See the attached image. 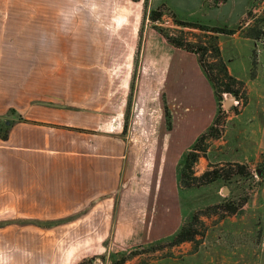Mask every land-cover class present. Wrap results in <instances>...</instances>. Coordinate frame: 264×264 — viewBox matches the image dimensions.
<instances>
[{
    "label": "crops",
    "instance_id": "1",
    "mask_svg": "<svg viewBox=\"0 0 264 264\" xmlns=\"http://www.w3.org/2000/svg\"><path fill=\"white\" fill-rule=\"evenodd\" d=\"M168 4L175 9L174 0ZM263 5L258 0H219L214 6L226 18L220 27L236 30L219 35L218 41L230 74L245 83L248 103L238 114L228 111L222 137L209 140L208 150L199 157L204 169L222 162H247L255 151L259 157L264 150V24L259 35L244 32L263 13ZM225 7L230 9L224 12ZM126 17L134 20L133 14ZM161 38L179 57L198 59ZM37 64L24 67L23 80H17L14 56L10 60L0 54V115L14 108L23 116L13 119L8 138L0 139V213L69 217L58 227L69 226L72 244L109 243L127 251L171 240L188 218L184 196L202 189L182 187L180 169L218 115V104L217 113L208 108L215 94L201 65L200 69L193 61L192 72L202 90L185 96L182 110V98L169 88L163 94L160 81L152 77L140 76L130 102L134 77L130 88L128 82L123 84L130 94L119 97L110 94L105 83L98 84L97 71L75 72L65 79L56 71L63 66L61 61ZM151 73L156 77L159 70ZM75 80L88 86L74 84ZM214 240L217 245L224 241ZM215 260L227 264L232 257L220 248Z\"/></svg>",
    "mask_w": 264,
    "mask_h": 264
},
{
    "label": "rangeland",
    "instance_id": "2",
    "mask_svg": "<svg viewBox=\"0 0 264 264\" xmlns=\"http://www.w3.org/2000/svg\"><path fill=\"white\" fill-rule=\"evenodd\" d=\"M218 1L207 0L202 5V0H174V9L168 0H0V54L10 60L14 56L17 80H23L24 67H38V61H61L63 66L56 71H62L65 79H70L75 72L97 71L100 73L98 84L105 83L110 94L119 97L127 92L130 94L123 84L128 82L130 88L133 77L132 98L140 76L152 77L160 81L163 94L169 88L171 94L182 98L184 110L185 96L202 90L192 72L193 61L200 67L199 61L195 56L179 57L162 43L159 33L149 30L159 26L190 42L211 44V39L200 30L178 27L173 18L220 27L226 23V18L214 9ZM263 1L258 0L261 5ZM228 9L225 7L224 12ZM155 10L163 15L158 22L150 20L151 12ZM129 14L134 16L132 22L126 19ZM236 15L237 12L233 14ZM262 23L264 10L251 29L244 30L245 34L259 35ZM124 26V32H120ZM208 62L212 63L213 59ZM100 63L103 65H98ZM149 68L155 72L159 70L156 77ZM144 71L147 75H143ZM187 72L190 74L185 77ZM84 83V80L74 82L87 87ZM231 97L235 96L224 95L223 110L227 117L229 110L238 114L248 103L247 96L245 105L236 99L226 106V100ZM213 98L207 105L217 113L215 95ZM130 115L131 103L125 115L126 129ZM0 117L5 127L10 126L13 119H23L14 108ZM198 117V112L192 114L193 122ZM226 123L225 119L223 133ZM208 147L207 143V150ZM237 163L222 162L207 169L199 165V160L195 164L196 176L217 167L221 174L230 177L184 196L183 206L188 212L184 223L195 214L199 217L196 223L198 236L192 243L174 246L171 240H166L127 251L109 243L103 246L72 244L69 226L58 227L70 221L69 217L38 219L17 212L0 213V264H78L93 256H96L93 264H116L131 252L132 258L124 264H217L216 253L220 248L223 254L232 257L227 264H264V150L259 157L255 151L247 162L239 163L248 167L247 176L230 173L238 169ZM226 204L236 208V213L226 212ZM74 232L77 233L76 229ZM215 238H223V244H215Z\"/></svg>",
    "mask_w": 264,
    "mask_h": 264
},
{
    "label": "trees",
    "instance_id": "3",
    "mask_svg": "<svg viewBox=\"0 0 264 264\" xmlns=\"http://www.w3.org/2000/svg\"><path fill=\"white\" fill-rule=\"evenodd\" d=\"M162 17L163 15L161 14V12L155 10L151 12L150 20L152 22H158ZM173 19L178 27L200 30L202 33L207 35L208 39H211L212 41L209 42L211 44L193 43L187 40L184 36H177L169 33L168 29L161 28L159 26L153 27V29L158 31L172 46L198 56L199 63L214 89V94L218 104V115L212 126L197 140L191 152L186 155L184 164L180 169V184L182 185V187H203L215 183L219 179L227 180L229 179L228 177H230V175L226 176L221 174L220 170L217 167H212L211 170L204 172L201 176H196L194 167L198 162L201 154L206 152L208 141L211 139H218L223 134L224 123L225 119L227 118V116L225 115L226 112L223 110L224 95H233L238 101L242 100L245 105L247 102V90L243 81L238 80L230 74L227 63L222 58V53L218 41L219 35H233L236 32L235 29H229L227 27L208 26L199 22L184 21L176 17H174ZM210 58L213 59L212 63L208 62V59ZM215 71H217V74L215 73ZM133 84L132 92L130 94V102L133 93ZM234 110L237 111V109ZM20 120L23 119L21 118ZM3 128H5V130H3ZM9 129L10 126L5 127L3 125V120L0 117V139L6 140L8 138ZM235 165L238 169L235 172H230L232 175H249L248 167L246 165L239 163ZM224 208L226 212H229L231 214H234L237 211L236 208H233L230 204H226ZM198 220L199 217L197 214H195L189 222L184 223L181 230L171 238L172 245L178 246L185 242H194L196 237L198 236V230L196 228V223ZM132 256V252L125 254L121 258V260L116 262V264H124L126 261L130 260ZM95 259L96 256L84 258L78 264H93Z\"/></svg>",
    "mask_w": 264,
    "mask_h": 264
},
{
    "label": "water",
    "instance_id": "4",
    "mask_svg": "<svg viewBox=\"0 0 264 264\" xmlns=\"http://www.w3.org/2000/svg\"><path fill=\"white\" fill-rule=\"evenodd\" d=\"M233 101H236V98H235V97H231V98L227 99L226 102H225L226 106H230V104H231Z\"/></svg>",
    "mask_w": 264,
    "mask_h": 264
},
{
    "label": "built area",
    "instance_id": "5",
    "mask_svg": "<svg viewBox=\"0 0 264 264\" xmlns=\"http://www.w3.org/2000/svg\"><path fill=\"white\" fill-rule=\"evenodd\" d=\"M264 2V1H263ZM239 103V102H238Z\"/></svg>",
    "mask_w": 264,
    "mask_h": 264
}]
</instances>
